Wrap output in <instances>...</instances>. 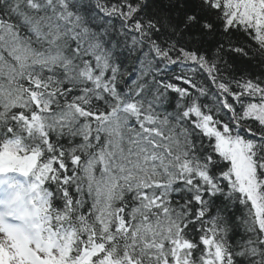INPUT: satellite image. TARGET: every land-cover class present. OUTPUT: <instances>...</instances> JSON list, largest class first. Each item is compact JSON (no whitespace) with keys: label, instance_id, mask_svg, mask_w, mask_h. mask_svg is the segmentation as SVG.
Wrapping results in <instances>:
<instances>
[{"label":"snow or ice","instance_id":"6c2138e0","mask_svg":"<svg viewBox=\"0 0 264 264\" xmlns=\"http://www.w3.org/2000/svg\"><path fill=\"white\" fill-rule=\"evenodd\" d=\"M0 264H264V0H0Z\"/></svg>","mask_w":264,"mask_h":264}]
</instances>
